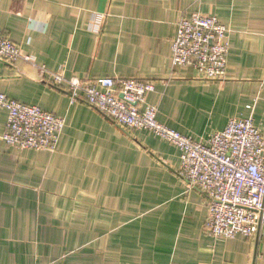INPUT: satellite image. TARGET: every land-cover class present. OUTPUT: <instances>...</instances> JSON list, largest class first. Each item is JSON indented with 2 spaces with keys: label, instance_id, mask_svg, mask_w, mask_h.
I'll use <instances>...</instances> for the list:
<instances>
[{
  "label": "crops",
  "instance_id": "crops-1",
  "mask_svg": "<svg viewBox=\"0 0 264 264\" xmlns=\"http://www.w3.org/2000/svg\"><path fill=\"white\" fill-rule=\"evenodd\" d=\"M196 12L230 30L223 83L170 70L176 25ZM0 34L34 62L0 61V93L65 119L55 152L17 150L0 110V264H264V234H206V197L177 178L174 147L47 81L152 82L158 122L192 140L250 115L264 133V0H0Z\"/></svg>",
  "mask_w": 264,
  "mask_h": 264
},
{
  "label": "built area",
  "instance_id": "built-area-1",
  "mask_svg": "<svg viewBox=\"0 0 264 264\" xmlns=\"http://www.w3.org/2000/svg\"><path fill=\"white\" fill-rule=\"evenodd\" d=\"M104 16L91 25L100 33ZM230 30L213 15L193 13L181 18L170 41V70L191 67L208 81L223 83L230 44ZM0 61L6 65L33 59L0 34ZM51 86L64 90L71 104L83 101L117 126L146 131L174 147L179 153L177 178L187 191L206 197V234L232 240L241 235L252 241L264 234V133L252 116L232 118L223 130H212L198 140L181 135L158 122V109L146 103L154 90L152 82L135 78H98L84 84L62 71L48 73ZM0 110L7 114L1 140L17 150L55 152L65 119L9 99L0 93ZM252 111V110H251Z\"/></svg>",
  "mask_w": 264,
  "mask_h": 264
}]
</instances>
